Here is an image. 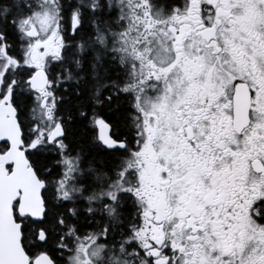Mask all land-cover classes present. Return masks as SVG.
<instances>
[{
	"label": "snow or ice",
	"instance_id": "6c2138e0",
	"mask_svg": "<svg viewBox=\"0 0 264 264\" xmlns=\"http://www.w3.org/2000/svg\"><path fill=\"white\" fill-rule=\"evenodd\" d=\"M0 264H264V0H0Z\"/></svg>",
	"mask_w": 264,
	"mask_h": 264
}]
</instances>
